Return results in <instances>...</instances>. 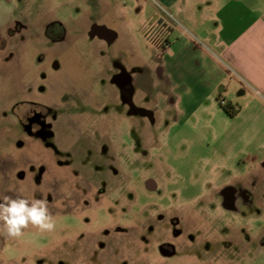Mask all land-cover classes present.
Here are the masks:
<instances>
[{"label":"rangeland","instance_id":"374dc122","mask_svg":"<svg viewBox=\"0 0 264 264\" xmlns=\"http://www.w3.org/2000/svg\"><path fill=\"white\" fill-rule=\"evenodd\" d=\"M143 6L0 0V202L42 201L54 224L12 236L0 214V264H264V126L245 148L231 107L172 110L154 29L128 53L102 36ZM30 103L44 136L25 129Z\"/></svg>","mask_w":264,"mask_h":264},{"label":"crops","instance_id":"0c3cea01","mask_svg":"<svg viewBox=\"0 0 264 264\" xmlns=\"http://www.w3.org/2000/svg\"><path fill=\"white\" fill-rule=\"evenodd\" d=\"M146 1L149 7L137 13L140 22L126 21L102 36L128 53L139 42L153 44L154 29L164 48L155 46L154 58L172 81V110L189 119L224 101L234 113L227 116L243 128L239 142L252 146V128L264 126V0ZM107 4L116 16H126L125 9Z\"/></svg>","mask_w":264,"mask_h":264},{"label":"clouds","instance_id":"9594fccd","mask_svg":"<svg viewBox=\"0 0 264 264\" xmlns=\"http://www.w3.org/2000/svg\"><path fill=\"white\" fill-rule=\"evenodd\" d=\"M0 214L6 220L8 232L12 236H19L21 228L29 222L41 229L51 230L54 227L42 201L30 202L22 198L5 197L0 202Z\"/></svg>","mask_w":264,"mask_h":264},{"label":"flooded vegetation","instance_id":"af4514ba","mask_svg":"<svg viewBox=\"0 0 264 264\" xmlns=\"http://www.w3.org/2000/svg\"><path fill=\"white\" fill-rule=\"evenodd\" d=\"M7 47V42L0 40V49H5ZM126 91L128 92V86L124 83ZM27 108V109H26ZM22 110V111H21ZM23 110H25L23 112ZM19 111H21V116L23 119V123L25 125L26 131L31 135L40 134L44 136L48 133L49 129V120L46 111L40 106L30 103L27 105L22 104L19 107ZM234 191L229 190L225 192V204L228 207L232 206V202L235 201ZM243 197L250 199V196L246 193L243 194ZM165 254L172 255L174 254V250L172 247L165 248L163 250Z\"/></svg>","mask_w":264,"mask_h":264},{"label":"trees","instance_id":"16d2710c","mask_svg":"<svg viewBox=\"0 0 264 264\" xmlns=\"http://www.w3.org/2000/svg\"><path fill=\"white\" fill-rule=\"evenodd\" d=\"M227 113H228L230 116H234V113H232V111H227Z\"/></svg>","mask_w":264,"mask_h":264},{"label":"built area","instance_id":"2783aa9c","mask_svg":"<svg viewBox=\"0 0 264 264\" xmlns=\"http://www.w3.org/2000/svg\"><path fill=\"white\" fill-rule=\"evenodd\" d=\"M221 104H222L223 106H225V105H226V102L223 101Z\"/></svg>","mask_w":264,"mask_h":264}]
</instances>
